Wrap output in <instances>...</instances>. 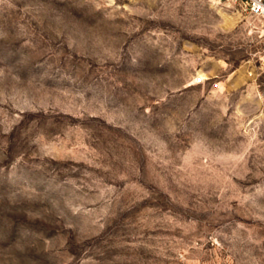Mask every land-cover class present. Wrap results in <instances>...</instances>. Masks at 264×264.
<instances>
[{
  "label": "rangeland",
  "instance_id": "obj_1",
  "mask_svg": "<svg viewBox=\"0 0 264 264\" xmlns=\"http://www.w3.org/2000/svg\"><path fill=\"white\" fill-rule=\"evenodd\" d=\"M264 18L234 0H0V264H264Z\"/></svg>",
  "mask_w": 264,
  "mask_h": 264
},
{
  "label": "built area",
  "instance_id": "obj_2",
  "mask_svg": "<svg viewBox=\"0 0 264 264\" xmlns=\"http://www.w3.org/2000/svg\"><path fill=\"white\" fill-rule=\"evenodd\" d=\"M239 1L253 17L264 18V0H234ZM261 65L264 68V54L261 57Z\"/></svg>",
  "mask_w": 264,
  "mask_h": 264
}]
</instances>
